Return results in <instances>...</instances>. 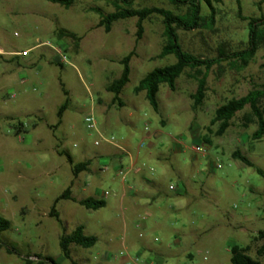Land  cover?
I'll use <instances>...</instances> for the list:
<instances>
[{"label": "rangeland", "instance_id": "374dc122", "mask_svg": "<svg viewBox=\"0 0 264 264\" xmlns=\"http://www.w3.org/2000/svg\"><path fill=\"white\" fill-rule=\"evenodd\" d=\"M143 7L174 11L166 0H135L133 8ZM93 9L114 11L112 0H77L69 9L45 0H0V217L10 223L0 234V264H50L45 258L71 264L59 239L80 226L97 242L89 249L72 245L75 264H230L233 246L248 247L264 264L256 255L257 233L264 230V137L251 141L256 126H243L248 107L221 137L209 125L220 105L264 86V49L239 72L225 67L219 74L214 67L196 110L190 98L196 82L186 70L174 92L159 87L154 112L145 93L133 90L147 73L174 62L157 58L161 18L144 22L135 45L136 19L116 22L105 34ZM216 9L212 31L178 32L185 51L211 58L220 45L240 48L247 39L241 17L264 16V1L240 0V16L235 0ZM60 29L81 37L78 48L58 37ZM133 49L119 107L106 87ZM61 85L69 102L58 123L66 100ZM90 113L120 150L94 145L98 138L84 124ZM19 125L23 131L16 133ZM236 150L253 167L233 159ZM60 152L75 164L90 161L88 169L74 178ZM69 186L75 200L95 198L105 206L87 210L61 200L55 205L60 224L49 213Z\"/></svg>", "mask_w": 264, "mask_h": 264}, {"label": "trees", "instance_id": "16d2710c", "mask_svg": "<svg viewBox=\"0 0 264 264\" xmlns=\"http://www.w3.org/2000/svg\"><path fill=\"white\" fill-rule=\"evenodd\" d=\"M52 4H57L65 9H69L73 6L77 0H45ZM169 5L174 8V11L167 10L158 7H143L133 8L135 0H112L114 8L113 12L103 14L99 9H93L94 12L99 14V22L97 28H102L105 34L110 33L113 24L119 21H126L130 19H136L135 24V45L142 39L144 33V22L150 19L152 16H159L161 18L163 31V46L159 54L158 59H164L169 56L174 58V62L170 65L162 68H155L147 73L134 88L133 92L138 95L142 92L145 93V99L154 112L159 111L158 106V92L161 85H165L171 92L176 90L177 80L185 73L186 70L192 71L190 78L196 82L195 92L190 96L192 99V109H198L204 99L207 88V76L208 73L215 67L219 74H222L224 68L239 72L246 68L250 61L253 60L256 53L264 49V16L260 18H243L241 20L247 22V39L241 42V47L238 49L230 50L225 45H220L216 48L215 56L211 58L193 55L185 51L180 43L178 35L179 31H212L215 26V20L217 15L216 6L221 3L222 0H166ZM238 6V15L240 16V0H235ZM264 1V0H260ZM59 38H69L74 42L76 48H78L81 41V37L67 32L65 30H59L57 32ZM135 56V49L129 54L123 57L119 64L122 67L120 76L118 79L112 81L107 87L106 91L113 95L111 99L112 104H117L119 107H123V103L119 96L123 88L129 82L130 76V62L132 57ZM62 86V85H61ZM62 91L66 97L65 102L60 106L57 112L58 123H60L62 115L68 106V93L63 89ZM264 101V86L260 88L251 89L245 96L239 98H233L226 103L220 105L213 114L209 125L211 127L216 126V131L213 133L216 137H221L231 127L232 119L235 115L245 109L249 108V112L246 113L242 120L243 126L247 127L250 124L256 126V130L251 135V141L257 142L264 137V107L262 103ZM23 131L22 125L16 128V133ZM206 145H211V141L203 137L201 139ZM64 155L68 164L71 167L73 177L76 178L81 172L88 169L90 161L81 163H74L71 156L67 153H59ZM232 158L241 161L248 167H253V164L241 154L239 150L232 153ZM259 174H262L257 169ZM61 200H70L76 202L78 205L84 207L87 210H98L105 206L104 201L95 198H86L84 200H75L71 196V187L69 186L58 198L55 199L49 216L55 218L57 222H60L58 214L55 210V205ZM10 228V223L4 218L0 217V234L7 231ZM256 240L261 242V245L256 250L258 257L264 256V230L257 233ZM97 242V239L93 236H87L84 234L83 227H77L69 235L63 234L59 239V247L62 255L65 259H71L70 247L72 245L89 249L92 248ZM1 249V244H0ZM249 248H241L233 246L230 249V264H260L257 260L252 259L248 255ZM6 252L10 254H17L13 247L6 245ZM50 264H55L50 258L44 259ZM28 263V262H27ZM37 264H43L41 260Z\"/></svg>", "mask_w": 264, "mask_h": 264}, {"label": "built area", "instance_id": "2783aa9c", "mask_svg": "<svg viewBox=\"0 0 264 264\" xmlns=\"http://www.w3.org/2000/svg\"><path fill=\"white\" fill-rule=\"evenodd\" d=\"M0 54H1V51H0ZM84 124H85L86 129L93 131L96 134L98 139L94 142L95 146H99L100 144L104 143L107 145L114 146L120 150V148L115 145L114 138L112 136L106 137L105 135L101 133V131L98 129L97 122L92 113H90L88 116L85 117ZM104 196H107V193H105Z\"/></svg>", "mask_w": 264, "mask_h": 264}]
</instances>
